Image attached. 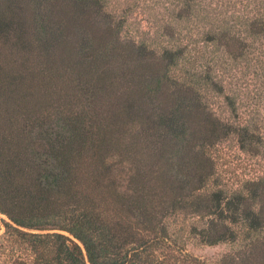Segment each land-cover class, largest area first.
<instances>
[{"label": "trees", "instance_id": "16d2710c", "mask_svg": "<svg viewBox=\"0 0 264 264\" xmlns=\"http://www.w3.org/2000/svg\"><path fill=\"white\" fill-rule=\"evenodd\" d=\"M186 4L151 47L100 0H0L2 264H264V174L214 189L208 151L264 150L209 97L236 111L224 57L264 47V0Z\"/></svg>", "mask_w": 264, "mask_h": 264}, {"label": "rangeland", "instance_id": "374dc122", "mask_svg": "<svg viewBox=\"0 0 264 264\" xmlns=\"http://www.w3.org/2000/svg\"><path fill=\"white\" fill-rule=\"evenodd\" d=\"M105 13H111L119 19L124 35L146 41L151 47H160L162 31L165 25L174 24L179 13H188L185 7L187 0H100ZM193 13H202L195 9ZM200 22V21H199ZM175 25V24H174ZM177 25V24H176ZM180 25V28H186ZM177 28V26H176ZM216 48H214L215 50ZM229 68L236 69L223 77L225 95L236 101V111L224 106L223 97H212L210 100L215 115L237 125L244 119L262 129L264 135V47L259 46L257 54H226ZM236 59L235 61L233 60ZM212 162V180L214 189L228 192L240 189L244 182L264 174V150L259 155L247 152L240 147L237 136L230 135L210 148ZM0 219L6 220L1 215ZM189 216L182 219L178 226L186 227L195 223ZM175 229H180L176 227ZM186 231V230H185ZM4 232L1 229L0 235ZM184 232V231H182ZM188 251L198 257L210 258L226 252L228 246L207 247L191 240ZM3 257L0 255V264Z\"/></svg>", "mask_w": 264, "mask_h": 264}]
</instances>
